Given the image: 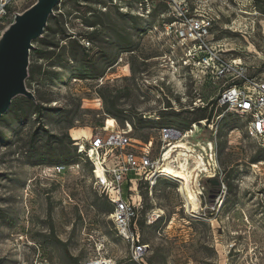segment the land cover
Here are the masks:
<instances>
[{
  "label": "rangeland",
  "instance_id": "374dc122",
  "mask_svg": "<svg viewBox=\"0 0 264 264\" xmlns=\"http://www.w3.org/2000/svg\"><path fill=\"white\" fill-rule=\"evenodd\" d=\"M35 1L17 0L10 22ZM205 2L200 6L214 17L213 39L249 74L264 79V0ZM141 3L60 0L48 21L49 39L58 46L43 44L47 30L34 40L35 48L55 53L50 60L33 49L30 54L35 76L26 84L39 99L37 113L16 97L0 116V264H82L100 255L126 264H264V138L248 134V116L217 109L223 114L217 132L199 125L190 139L216 141L225 183L204 179L206 196L194 207L182 183L161 178L150 188L130 175L124 184L128 197L143 204L132 229L149 246L140 262L110 217L113 204L96 185L89 159L70 158L77 154L71 141L102 132L108 115V128L116 116L117 128H132L134 145L152 139L156 154L159 127L183 128L203 113L184 108L195 88L203 100L218 94L223 82L205 83L216 87L206 91L165 57L171 43L160 23L168 0H149L153 15L145 17L138 13ZM146 26L151 30L138 36ZM166 105L179 111H164ZM57 163L67 168H47Z\"/></svg>",
  "mask_w": 264,
  "mask_h": 264
},
{
  "label": "built area",
  "instance_id": "2783aa9c",
  "mask_svg": "<svg viewBox=\"0 0 264 264\" xmlns=\"http://www.w3.org/2000/svg\"><path fill=\"white\" fill-rule=\"evenodd\" d=\"M16 1L0 0V32L10 22ZM200 3L201 0H168L169 7L163 12L165 16L160 26L161 33L171 43V49L165 57L171 58L179 75L191 74L197 79L195 81L203 83V86L208 82L216 86L223 82L216 97L203 100L201 89L195 88L193 102L184 105L185 110L209 107V113L213 110L212 118L194 121L187 128L173 125L159 127L160 146L156 154L152 139L141 148L137 146L138 144L134 145L130 125L128 126L131 130L117 128V118L114 117L112 118L114 127L108 128L109 115L102 125V132L91 138L81 137L74 142L77 156L89 159L93 165L92 172L96 185L107 194L114 206L110 217L119 235L130 241L132 259L137 262L143 260L149 246L142 242L132 229L134 220L140 216L143 204L140 201H133L130 198L131 194L125 189L124 184L132 181L131 174L136 175L135 180L146 183L150 188L161 178L182 183L181 180L184 179L169 172L167 167L178 170L180 162L186 158L191 189L198 198H205L207 193L205 182L217 176L220 185L225 187V183L218 164L216 141L193 143L190 140L200 132L198 126L211 129L215 134L218 128L216 124L221 122L223 115L222 112L215 114L216 110H234L248 116L246 128L250 136L264 138V79L249 74L246 66L237 62L223 44L213 39L214 17L211 13L203 11ZM152 11L149 0H144V3H141V12L138 13L145 17L150 16ZM155 83L154 86L159 92L164 91L159 83ZM172 108L175 109L172 105H166L163 110L168 111ZM180 142L185 146H178ZM180 149L186 156L180 155ZM47 168L52 172L61 173L67 165L54 164ZM204 179L207 181L204 182ZM220 191L219 198L223 189ZM82 264L126 263L100 255L90 257Z\"/></svg>",
  "mask_w": 264,
  "mask_h": 264
},
{
  "label": "water",
  "instance_id": "95a60500",
  "mask_svg": "<svg viewBox=\"0 0 264 264\" xmlns=\"http://www.w3.org/2000/svg\"><path fill=\"white\" fill-rule=\"evenodd\" d=\"M60 0H36L23 12H16L10 24L0 33V116L6 113L14 98L36 99L28 88L30 54L34 40L43 36L49 18ZM213 183H218L212 179Z\"/></svg>",
  "mask_w": 264,
  "mask_h": 264
},
{
  "label": "trees",
  "instance_id": "16d2710c",
  "mask_svg": "<svg viewBox=\"0 0 264 264\" xmlns=\"http://www.w3.org/2000/svg\"><path fill=\"white\" fill-rule=\"evenodd\" d=\"M57 8V7H56ZM56 8H55V13H56ZM54 15V14H53ZM52 15V16H53ZM134 15V14H133ZM151 15H153V14H151ZM137 17V16H136ZM137 19L140 21V20H142V22L144 23V25L146 24V20L144 19V18H142L141 16H138L137 17ZM147 27V28H146ZM145 28H143V29H140L139 30V32H138V36H140V35H143L144 33H146V31L148 30V29H150L151 27L150 26H146ZM45 30H47L48 32H47V34H46V36H44V37H42V41H43V44L44 45H48V46H58V44H56L54 41H52V40H50L49 39V36L51 35V33H52V28H51V26H49L48 24H47V26H46V28H45ZM70 36V35H69ZM33 50L34 51H37L38 53H39V56L41 57V58H46V59H48V60H50V59H52V57H53V54L55 53V50L54 49H51V50H48V51H46V52H42L41 50H39V49H37V48H33ZM126 51H128V50H126ZM129 51H134V50H129ZM29 76L30 77H33V76H35V71L34 70H31L30 69V66H29ZM209 84H212L211 82H208ZM207 84V83H206ZM205 84V85H206ZM205 85H204V87H205ZM214 85V84H213ZM206 89V91L209 89V90H214L215 91V89H216V87H205ZM35 94V93H34ZM36 95V94H35ZM18 97H24V100L26 101V103L28 104V107H30V109L32 110H34V112L35 113H37V107L40 105V102H39V99L37 98V96H36V99H31V98H27V97H25V96H18ZM206 99V98H205ZM215 100H216V98H215ZM206 109L207 108H197V109H195V110H186L187 112H194V111H201V112H203V113H201L198 117H195V118H193L192 120H191V122L189 123V125H187L186 127H183V128H187L188 126H190V124L192 123V122H194V121H199V120H202V119H205V118H209V120L212 118V113H213V110L211 111V113H206ZM178 113H180V112H178ZM114 117H116V116H114ZM117 118V117H116ZM133 118H135V116H132L131 117V119L133 120ZM72 143H74L75 142V140H72L71 141ZM75 145V144H74ZM75 149H76V147H75ZM77 154H73L72 156H70V158H73V156H76ZM57 164H60V163H57ZM209 184L210 185H216V183H213L212 182V180H210L209 181ZM110 201V200H109ZM113 208H114V206L112 207V210H113ZM112 210H111V212H112Z\"/></svg>",
  "mask_w": 264,
  "mask_h": 264
},
{
  "label": "bare ground",
  "instance_id": "6f19581e",
  "mask_svg": "<svg viewBox=\"0 0 264 264\" xmlns=\"http://www.w3.org/2000/svg\"><path fill=\"white\" fill-rule=\"evenodd\" d=\"M178 146H185V145L182 144V142H180V144H178ZM182 153L183 152L181 150L180 151V155L183 156V157L186 156L185 154H182ZM185 160H186V158H184L183 161L180 162V167H179L178 170H173L171 167H167V169H168L169 172L175 174L176 176L182 177L184 179V182H182V184H181L183 186V189L185 190V193L184 192L183 193H184V195H185V197H186V199L188 201V204H190V205H192V207H194V206H196L199 203V199L196 196L195 192L191 189V186H190V171L187 168ZM255 165H257V164H255ZM138 196L140 198V195H138Z\"/></svg>",
  "mask_w": 264,
  "mask_h": 264
},
{
  "label": "crops",
  "instance_id": "0c3cea01",
  "mask_svg": "<svg viewBox=\"0 0 264 264\" xmlns=\"http://www.w3.org/2000/svg\"><path fill=\"white\" fill-rule=\"evenodd\" d=\"M76 129L74 128V129H72V131H75ZM73 135V134H72ZM73 137H74V139L75 138H77V137H79V136H77V135H73Z\"/></svg>",
  "mask_w": 264,
  "mask_h": 264
}]
</instances>
